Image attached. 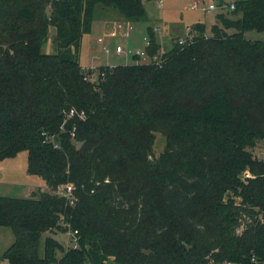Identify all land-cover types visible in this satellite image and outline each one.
Masks as SVG:
<instances>
[{
    "label": "trees",
    "instance_id": "trees-1",
    "mask_svg": "<svg viewBox=\"0 0 264 264\" xmlns=\"http://www.w3.org/2000/svg\"><path fill=\"white\" fill-rule=\"evenodd\" d=\"M234 3L237 18L219 14L210 36L196 23L169 51L149 28L159 62L102 66L93 81L80 52L96 11L139 23L144 0H0V160L27 152L50 189L0 196V226L15 237L1 258L264 264V161L251 151L264 141V41L244 36L264 32V0ZM67 230L77 247L47 236L40 255L45 233Z\"/></svg>",
    "mask_w": 264,
    "mask_h": 264
},
{
    "label": "rangeland",
    "instance_id": "rangeland-1",
    "mask_svg": "<svg viewBox=\"0 0 264 264\" xmlns=\"http://www.w3.org/2000/svg\"><path fill=\"white\" fill-rule=\"evenodd\" d=\"M235 0H144V4L148 13V18L145 21L133 25V30L129 37L105 38L104 43L98 41L100 31L95 28L91 36L84 37L80 52V62L84 68L89 66H110L124 64H134L137 62H148L142 58H135L130 50L135 52L137 50L143 51L147 46V36L149 28H156L159 31H154L157 35V41L161 44L163 51H169L173 47V41L177 39H187L191 34V27L196 23L202 22L206 25V34L211 35V27L218 22V15L225 14L232 18H237L232 13L230 7L221 8L220 3L230 4ZM198 2L199 8L193 9L192 5ZM210 4L217 6L216 9L204 11L202 7L208 9ZM103 13L100 8L95 13V17H101ZM95 22V21H94ZM190 31L187 33V30ZM234 32V31H231ZM55 35V28H52L49 34V40L46 45L48 52L54 51L53 37ZM245 38L252 41H264V32L250 30L245 32ZM120 44L123 48L122 53L116 51L117 45ZM104 46L108 47L109 52L104 51ZM160 53L161 50H160ZM95 72L92 79L98 80L97 68H93ZM167 143L166 137L161 133L155 134V142L153 151L156 156H159L165 149ZM79 146V144H78ZM264 146L258 144L257 147L252 148L251 151L254 157ZM28 169V153L20 152L14 158H6L0 160V196L17 197V198H38L42 191H49L47 184L38 176L31 175ZM4 231H9V235H2L0 237V254L3 250H7L14 242V234L9 227L1 228ZM243 226L238 230L243 231ZM53 236L60 241L65 248L73 247L75 245L74 233L70 230L67 232L45 233L42 236L40 243V255H44L45 238ZM10 238V243H7ZM4 253V252H3ZM61 253H58L60 256ZM226 262L225 264H227ZM0 264H8L7 260L1 258ZM108 264H114L109 261Z\"/></svg>",
    "mask_w": 264,
    "mask_h": 264
},
{
    "label": "built area",
    "instance_id": "built-area-1",
    "mask_svg": "<svg viewBox=\"0 0 264 264\" xmlns=\"http://www.w3.org/2000/svg\"><path fill=\"white\" fill-rule=\"evenodd\" d=\"M220 7L221 8L230 7L231 10H234L235 9V3H231V4L220 3ZM192 8L193 9L199 8V3L195 2L192 5ZM202 8H203L204 11H207V10L216 9L217 6L214 5V4H210L208 9H206L205 7H202ZM132 30H133V24L131 22H127V21H123V20L122 21H117L115 23L114 28L108 33V35L99 37L98 41L100 43H104L106 37H109V38L121 37L120 36L121 32L125 33L124 37L128 38L129 37V33ZM154 30L158 31L159 29L154 28ZM191 39H192V34H190V37L187 38V39H179L178 42H179V44H185L188 40H191ZM148 45H149V41L147 39V46ZM104 51L108 53L109 52L108 47L104 46ZM116 51L118 53H122L123 52V48H122V46L120 44L117 45ZM130 53H132L134 57L137 56L139 58H142L144 61L147 60L148 62H150V61L154 60V61L159 62V55L156 54L153 57L149 56L147 51H146V48L143 51L137 50V51L133 52V51L130 50ZM148 62H146V63H148ZM90 79H92V76H90ZM93 81H95V80H93ZM75 115L79 116V118H81V119H84V113L83 112L78 113L76 110L72 109L70 111V113H69V117H73ZM75 131H76V128H74V130H73L72 137L75 136ZM260 144L262 146H264V141L261 142ZM55 147H59V144L55 143ZM257 159L260 160V161H264V149H263V151L261 150V152L258 153ZM249 176H251L250 172L246 171L244 173V177H249ZM57 192L60 195L71 196L72 195V186L69 185V186H66V187H61V188H59V190ZM237 232L240 234L239 230H237ZM74 236H75V240H74L75 241V245H74V247H77V245H78V242H77V231L74 233ZM253 261H254V264H260L255 259H253ZM227 264H231V263H227Z\"/></svg>",
    "mask_w": 264,
    "mask_h": 264
},
{
    "label": "crops",
    "instance_id": "crops-1",
    "mask_svg": "<svg viewBox=\"0 0 264 264\" xmlns=\"http://www.w3.org/2000/svg\"><path fill=\"white\" fill-rule=\"evenodd\" d=\"M235 2V1H234ZM234 2H232V3H234ZM231 4V3H230ZM94 21L95 22H93V27H92V32H93V30H95V28H97L99 31H100V36L99 37H101V36H106V35H108V33L114 28V26H115V23L117 22V21H122V19L119 17V16H117V14H115V13H103L102 15H101V17H96L95 19H94ZM217 23V22H216ZM133 24V23H132ZM134 24H136V23H134ZM133 24V25H134ZM153 30H154V28H153ZM155 31V30H154ZM159 31V30H158ZM190 31V29H188L187 30V33ZM92 32L90 33V34H87V35H89V36H91V34H92ZM124 34L125 33H123V32H121L120 33V36H122V37H124ZM87 35H85V36H87ZM129 35H130V33H129ZM84 36V37H85ZM84 37H83V39H84ZM98 37V38H99ZM83 41V40H82ZM161 45V44H160ZM161 52H163V50H162V47H161ZM87 68H91V69H93V68H98V66H89V67H87ZM45 191V190H44ZM1 228H5L4 226H0V237H2V235H9V231H4L3 229H1ZM7 243H10V238L8 239V241H7ZM12 243V242H11ZM10 243V244H11ZM6 250V249H5ZM5 250H3L2 252H1V254L0 255H2L3 254V252L5 251Z\"/></svg>",
    "mask_w": 264,
    "mask_h": 264
}]
</instances>
